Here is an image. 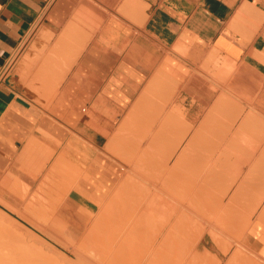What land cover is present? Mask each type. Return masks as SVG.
<instances>
[{
    "label": "crops",
    "instance_id": "crops-1",
    "mask_svg": "<svg viewBox=\"0 0 264 264\" xmlns=\"http://www.w3.org/2000/svg\"><path fill=\"white\" fill-rule=\"evenodd\" d=\"M90 1L0 0V210L16 216L11 210L20 209L22 183L30 188L28 194L36 185L29 169L35 162L32 147L38 143L82 170L75 182L80 191L67 194L59 215L78 223L90 216L96 201L105 199L118 167L105 146L113 132L126 126L138 99L132 116L167 117L169 137L182 135L167 150L178 155L208 146L191 145L187 133H181L184 122L195 127L199 116L224 118L228 126L219 134L224 136L219 168L224 165L225 191L232 182L228 175L237 177L235 159L257 145L264 150V0ZM40 29L50 35L42 38L43 56L49 58L45 69L51 74L43 87L57 83L60 90L56 88L47 108L36 103L37 95L20 74L21 57L38 55L28 48ZM67 31L77 37L65 33V38ZM75 55L78 59L63 78ZM239 116L252 127L237 125ZM173 120L181 131L171 129ZM237 183L243 185L240 178ZM262 192L261 186L250 190L251 195Z\"/></svg>",
    "mask_w": 264,
    "mask_h": 264
},
{
    "label": "bare ground",
    "instance_id": "bare-ground-1",
    "mask_svg": "<svg viewBox=\"0 0 264 264\" xmlns=\"http://www.w3.org/2000/svg\"><path fill=\"white\" fill-rule=\"evenodd\" d=\"M91 1H93V0H91ZM117 5L115 6V8L117 7ZM98 7H99V4H98ZM100 7H102V6L100 5ZM101 9H103V8H101ZM107 14H109L108 10H107ZM69 18H70V16H69ZM119 21H120V18H119ZM73 30H71V31H73ZM100 31H102V30H99V32ZM65 33L67 35H70V34L73 35L74 39L77 37L76 33L72 34L73 32L69 33V31L64 32L63 36L65 35ZM77 34H79V32ZM75 35H76V37H75ZM66 36H64V37L66 38ZM49 37H50V35H48L46 38H49ZM84 38L81 37L80 40L82 41V39H84ZM95 39H96V37H95ZM67 40H68V38H67ZM77 41H76V43H77ZM78 42H79V46H80L81 42L80 41H78ZM88 42L89 41L85 40V42L83 44H85L87 46L86 43H88ZM76 43H75V45L78 46V43L77 44ZM81 46L80 47L82 49H83V47H85L84 45H81ZM43 48H44V45H43ZM41 51L43 52L42 48H41ZM44 52H45V50H44ZM46 53H47V51H46ZM80 57H81V55H80ZM42 58H43V56L38 58V60L39 59L42 60ZM76 58H77L76 55L71 56L69 58L70 62L67 64L68 67L65 68V72L62 74L63 78L66 76L67 71L69 69L71 70V68H69V67L72 66V63L76 61ZM37 63H40V62H37ZM29 64H30V62H29ZM40 64H37V65H40ZM35 65H34L35 69L32 68V70H36L37 65L36 66ZM76 66H77V64H76ZM29 69H31V68H29ZM29 72L30 71H28V73ZM35 72L37 73V70ZM31 73L28 74L29 76L27 75L29 78L34 76V73L33 72H31ZM30 74L33 76H31ZM38 75H41V71L39 74H36L35 77H37ZM44 76H45V74L44 75L42 74L40 76L41 78H43V80L39 78V80H42L41 83L45 80L46 77L48 78L47 75H46V77H44ZM28 77H27V79H28ZM25 78L26 77L24 76V80H25ZM47 78H46V80H47ZM35 80H33V81L35 82ZM46 80H45V82H46ZM53 81L54 80H52L51 83H53ZM45 82H43L44 85H45ZM36 83L35 84L33 83V85H36ZM55 84H54V86H52V89H54V88L58 89L59 85L57 83H55ZM44 85H42V86H44ZM48 85L49 84H47L46 86H48ZM39 86H40V84H39ZM36 88H38V87L36 86ZM43 88L44 87H42V89ZM38 89H41V87ZM37 90H35L34 92H35V95H37V97H39L38 96L39 90H38V93L36 94ZM46 90H48V89L45 88V91ZM40 92L42 93V94L40 93V95H43L44 89H43V91L40 90ZM56 92H58V91H56ZM45 95L48 96V94L45 93L42 97L43 100H45L47 98V97L45 98ZM37 99H35V101ZM39 100H38V103L40 102ZM46 100L44 103L45 105L47 102ZM52 100H54V98H52ZM140 101H141V99H138L135 102L134 106L131 108V110H130L131 115H133L134 112L136 111V107ZM36 103H37V101H36ZM44 104L41 101L40 105L43 106ZM48 107H50V103H49ZM167 121H168L167 117L166 118L161 117V116L156 117L155 119H153L148 133L140 135L138 133V131L144 127V124L147 122V120L144 119L142 116H136V115L130 116L129 115V116H127V122H129V124H130L129 129L131 132H129V131H128L129 133H127L126 131L123 132L121 130L122 129V126H121V128H119V130H117L119 132L116 134L117 131L115 129L116 132H113V134L115 133L116 135H111V136H117V138L113 137V140H111L112 138L110 137L109 142L112 144L113 143L112 141H115L114 139H116L115 145H113V146H116V149H118L119 145L117 142H121L120 144H122V141H123V140L121 141V138L119 136H120V134H124V136H125V133H126L127 134L126 136H128V138L125 139L123 142V144L126 142V144H124V145H126V147H124V145L122 144L121 146H119V148L123 146V148H125V149H123V148L122 149L127 152L126 155H128V153H129L130 157L128 156L129 159H128V157H125V162H127L126 164L125 163L123 165L120 164L119 167H121V169H120L121 173L117 177L116 186L114 188H112V192L109 193L110 195H109L108 199L106 198L107 201L104 199L106 201V202H104V206H102V207L100 206L101 207L99 209L100 211H97L98 213L95 214L94 218H92L91 220H87V221L82 220L81 226L78 225V227L75 230H73L75 233L72 236V238L76 239V237H80L84 241L94 243L96 241V239H95L96 228L99 225H107L108 227L115 228V230H114L115 232L113 233L112 238H111V241L113 244V250L110 253V257H111V259H113L114 264H120L122 262H127L128 264H264V194H262L261 196H258V195H251V193H250V190L253 186L264 187V150H261L260 146L257 145L255 147V149L253 150V152L247 154L244 158L235 159V161H237V162H235L236 167H237V177L235 176V179H233L232 182L227 185V187L225 188V191L221 195H218V194H216V191L222 190V187H220V189H219L218 183H214L211 180V178L215 176L214 174H215L216 169L219 168V166L224 162V153L221 150V147L224 144V139L219 140V141H215V142H209L206 150L204 149L205 151H203L202 149L189 148L187 150H183L178 155L177 152H174V151L173 152H167V151L164 152V151H160V150H155L153 146H150L151 143H147V141L149 139L151 142L165 140L163 143L166 144L167 138L170 135H172V131L169 130L166 126ZM120 122H121V120H120ZM122 124L124 125L123 122L119 123V126ZM122 136L123 135H121V137ZM118 137H119V139H118ZM123 138L124 137H122V139ZM83 141H85V140H83ZM116 143L118 146L116 145ZM106 144H107V142H106ZM32 145H33V143H32ZM88 145L90 146V144H88ZM109 145L110 144L108 143V145H106V146L104 145V146L107 148V146H109ZM36 146H39V144L37 143L34 147H32V152H31L32 156H34L33 150L38 149V148L41 149L42 148L41 146H43V144L41 146H39L38 148ZM110 146H112V145H110ZM33 148H35V149H33ZM46 148L44 149V151L48 150V148L47 149ZM108 148H110V147H108ZM108 148L106 149V151H108L107 154L110 152H114L113 150L115 147L114 148L112 147V149L110 148L111 149L110 152H109ZM122 149L120 148L121 152H120V150H116L117 152L116 151L114 152V154L116 153L117 155L116 154L114 155L113 153H110V154H113L114 157L115 156L118 158L121 157L120 159L122 160V158H124V157L120 156V155L124 154V152H123V154H121ZM40 151H43V149H41ZM40 151L38 150V154H41V156H42L43 152L41 153ZM34 152H37V151L35 150ZM49 152L50 153L53 152V155H54L53 150H49ZM49 152H46V153L48 154ZM118 152H119V155H118ZM50 153H49V157L46 156L47 154L43 153V156L48 158V159H46L45 157L42 156L43 159L49 161ZM104 153H105V151H104ZM155 153L157 155L153 156V154H155ZM109 155H107V156H109ZM39 156H38V159H39ZM42 157H40V158L42 159ZM111 157H113V156H111ZM55 158H58V157L56 156ZM63 159H65V158H63ZM116 159H115V161H117ZM127 159L129 161H127ZM25 160H24V162H25ZM65 160H63V161L66 163ZM113 160H114V158H113ZM227 160H229V158H227ZM21 161H22V159H21ZM48 161H45V162H48ZM67 161H69V160H67ZM200 161H207L209 163L202 165V164H199ZM24 162L22 165L25 166ZM28 162H30V161H28ZM55 162H56V159H55ZM51 163L56 164L54 162H51ZM67 163H71V162L69 161ZM116 163H119V162H116ZM27 164L28 163H26V166L28 167L29 164L28 165ZM31 164L34 165V163H31ZM42 165H43V162H42L41 166ZM72 165L74 166V168H76V166L74 164H72ZM41 166H39L38 168H40ZM43 166L44 167H41V170L45 168V164ZM247 166H251V168L248 169L247 171H244V168ZM252 166H254V168ZM68 167H71V165H69ZM29 168L30 167H28V169ZM50 168H52V166ZM74 168L72 167V171H69L70 178L73 177L72 181H68L66 183L63 182V185L61 184L62 190L60 192L63 191L62 194L64 192L66 194H68L72 190L80 191L79 186L75 183L77 181L73 182V180H76V179H74V176L76 175L75 177H77V175L80 174L79 171H78L79 174L76 173L79 168L78 169L76 168V172L73 171V170H75ZM29 170L31 171L32 167ZM48 170L50 171V169H48ZM58 170H60V169H58ZM68 170L69 169H67V171ZM79 170H81V169H79ZM33 171H35V170H32V172ZM46 172H45V174L47 175ZM60 172H62V171H60ZM123 172H125V174L122 175V178H121L120 176ZM71 173H74V174L72 175ZM36 174H38V173H36ZM48 174H49V172H48ZM50 174H52V173L50 172ZM44 175L43 176L41 175V177H43V178H40L41 180L44 179ZM48 176H50V175H48ZM60 177H62V176H60ZM188 177H190L191 179H188ZM79 178L77 177V180H79ZM238 178L241 179L243 185H238V183H237ZM57 179L58 178H56V180H55V177H54L53 180H55L57 182V181H59ZM18 180L19 179L15 180V181H17L16 183L19 182L18 184L21 185L20 181H18ZM44 180L46 182V179H44ZM47 180H49V179H47ZM40 181L37 183H40ZM50 181H51V178H50ZM55 181H53L52 183L54 184ZM13 183H12V185H13ZM46 183H48V185L50 184L49 182H46ZM58 183H62V182H58ZM23 184L24 183H22L21 186H23L25 188H26V186H28L25 184H24L25 185L24 186ZM53 184H51V185L53 186ZM40 185H42L41 186V188H42L43 187L42 181H41ZM40 185L37 184L36 187H38ZM49 186H47V187H49ZM52 186H50V189ZM58 186H56V187H58ZM54 187L55 186H53V188ZM38 188H40V187H38ZM17 189H19V188H17ZM28 189H30V188H27V190ZM43 189L47 190V189H45V187ZM19 191H20V189H19ZM48 192L50 194V191H48ZM27 193H28V191L26 192V194ZM55 193H56V191H55ZM262 193H264V192H262ZM31 195L34 196L33 193H31ZM44 195H45V193H44ZM62 196H64V195H62ZM55 197L56 196H53V198H55ZM32 198H30V200ZM40 198L37 197L36 201H38V199L40 200ZM46 198H48V197H46ZM57 198H58V196H57ZM61 198H63V197H61ZM61 198H59V199H61ZM28 199H29V197H28ZM49 199H50V197H49ZM30 200H29V202H30ZM25 201H26V199H25ZM46 201H48V200H46ZM51 201H52V199H50V203H51ZM60 201H63V200L61 199ZM59 202H57L58 203L57 204L55 201L57 206L61 204V203L59 204ZM38 203H40V202L38 201ZM22 205L24 207V204H22ZM30 205H28V206H30ZM40 205H39L40 206L39 210L41 209L42 206L43 207L45 206V205H42V203H40ZM25 206H27V203ZM28 206H27V208H28ZM39 206H37V207H39ZM54 207H52L51 209L49 208L50 211H49V209L47 210L46 206L44 208H46V210L49 211L50 213H52L51 210H53L54 212L52 214H55L56 210ZM21 209L23 210V208H21ZM29 209H31V208H29ZM18 210H20V209H18ZM42 210L44 211L45 209H42ZM42 210H40V212H42ZM32 211H33V209H32ZM45 212L46 211H44L43 215H40V217L41 216L44 217L45 216L44 214L47 213V212L46 213ZM220 212H222V213L224 212V222H223V220H221V222H223V223L220 222L219 217H215L216 214H219ZM18 213H15V214L18 215ZM50 213H49V215H51ZM34 214H35V212H34ZM19 215L24 220H26L27 222H29L31 224H35L34 227L36 226V228L39 230V232L40 231L43 233H44V231L47 232V228H45L43 225H41V224L37 225L39 223H37V224L34 223V220H32V219H34V218H32L34 216H32L31 212L27 213V211L24 210V212L19 213ZM46 218L47 217H44V222L47 220ZM6 219H7V217H6ZM50 219H51V216H49L48 220H50ZM41 222H43V221H41ZM47 222H49V221H46V223ZM89 223H91V226H88ZM196 230H198V234L195 236L192 235V233ZM25 231L29 232V230H26V229H25ZM260 231H262L261 237H259V235H258ZM30 233H31V231H30ZM25 234L27 235L26 232H25ZM46 234L50 235L51 232L46 233ZM34 235L35 234H33V236ZM204 235L205 236L209 235L210 238L212 239V241L214 243H217V244L223 243L222 240L224 241V249H221V250L222 251L224 250V256H228L227 259H224V262L220 259H216V260L211 259L209 257V254L206 252V250H205V252H201L199 250V247H201V246H199V244H200L199 241ZM29 236H31V234ZM36 237H38V236L32 237L31 242L36 241L35 240ZM51 237H52V239H54L56 241V238H53V236H51ZM31 242H30V244H32ZM37 242L40 244L42 241L39 242V239H38ZM37 242H34L33 243L34 245L32 244L33 246L31 245L32 249L33 248L35 249V246L37 248V245H35V243H37ZM61 242L62 241H60V243ZM228 242H230L231 244ZM30 244H28V245H30ZM61 244L64 245L65 242H63ZM259 245L262 246V249L260 251L258 250ZM65 246H67V245H64L63 247L64 248H67L68 246L71 247L70 245H68L67 247H65ZM12 247H14V245ZM20 247H21V245H20ZM27 247H25V248H27ZM74 247L75 246L71 247V250H73ZM17 248H18V246H17ZM35 250L39 251L38 249H35ZM68 250H69V248H68ZM71 250H69V251H71ZM13 251L15 252V249H13ZM27 251L29 253V250H27ZM40 251H39V254L41 253L40 255L45 254L43 251H42L43 254ZM16 252H17V250H16ZM4 253H5V251H4ZM72 253H73V251H72ZM12 254H13V252H12ZM90 254L91 255L89 256V259H87L88 257L86 258L85 255L83 256L81 254V252H77V251L74 252L76 259L82 260L84 262H87V261L95 258L94 253H90ZM18 255H19V252H18ZM36 255H37V257H39L38 254H36ZM63 255L64 254H62V256ZM0 256H1V254H0ZM12 256H9V258ZM24 256H27V255H24ZM41 257L43 258L44 256H41ZM45 257H47V255ZM3 258H5V257H3ZM9 258H8V260H9ZM17 258L19 259L18 256H17ZM29 258H30V256H29ZM24 259H26V257H24ZM36 260L34 259L33 262H31L30 264L35 263ZM30 261L27 260V262H30ZM37 261H40V259ZM11 262H12V260H11Z\"/></svg>",
    "mask_w": 264,
    "mask_h": 264
},
{
    "label": "rangeland",
    "instance_id": "rangeland-1",
    "mask_svg": "<svg viewBox=\"0 0 264 264\" xmlns=\"http://www.w3.org/2000/svg\"><path fill=\"white\" fill-rule=\"evenodd\" d=\"M48 35H44V31L42 30V29H40V30H37V39H36V41H34V42H32L31 44H30V46H29V48H28V50L29 51H34L36 54H38V55H35L34 57H29V55H28V53H26V54H24L22 57H21V59H20V61H21V63H22V65H23V67H22V69L20 70V74H21V76H25L26 78L25 79H27V77L29 76L28 74L29 73H31V72H33L34 73V76L33 75H31V76H33V77H31V78H29L28 77V79H27V82H29L28 84H29V86H31V88L33 89L32 91H35V90H37L38 88H40L41 87V89H38L39 90V93H38V90H37V92H36V94L38 93V99L36 100L37 101V103H38V100L40 101L38 104H40L41 103V101H44L45 102V100L48 102V101H50L52 98H53V96H55V94H56V91H57V89L56 88H54V89H52V88H46V89H50L49 91L48 90H46L45 91V88H43L44 89V93H43V95L46 93V94H48V96L47 95H45V100H43V95H40V90H42L43 91V89H42V85H44V83L43 82H45V80H46V78H45V80L41 83V81L43 80V78H41L40 76L43 74H45V76L44 77H46V75L47 76H51V74L49 73L48 74V71H46V69H45V60L46 59H49V58H46L45 56H43L42 54H43V52L41 51V48H42V50L45 48V46H44V48H43V45L45 44V41L42 39V38H44V37H47ZM39 52V53H38ZM42 54H41V53ZM39 56V57H38ZM43 56V58H42V60L41 59H39L38 60V58H40V57H42ZM38 60V61H37ZM30 62V64H29V62ZM37 62H40V63H37ZM33 65H32V64ZM18 65H19V62L17 63ZM37 64H40V65H36ZM34 65L37 67L36 68V70H37V73L35 72L36 70H32V68L33 69H35V67H34ZM33 66V67H32ZM29 68H31V69H29ZM39 70V71H38ZM28 71H30L29 73H28ZM40 71H41V75H38L37 77H35L36 76V74H39L40 73ZM26 72V73H25ZM28 73V74H27ZM28 75V76H27ZM34 78V79H33ZM39 78L40 79H42V80H39ZM30 79V80H29ZM36 79V80H35ZM33 80H35V82L33 81ZM39 83H38V82ZM31 82V83H30ZM37 82V83H36ZM33 83L35 84L36 83V85H33ZM50 83V82H49ZM48 83V84H49ZM31 84V85H30ZM39 84H40V86H39ZM45 84H47L46 82H45ZM36 86L38 87V88H36ZM36 88V89H35ZM48 91V92H47ZM42 94V93H41ZM41 106V105H40ZM44 107H47V105H43ZM139 107V104L137 105V107H136V109ZM135 114V113H134ZM150 114H151V112H150ZM132 116V115H131ZM144 119H146L147 120V122L144 124V127L143 128H141L139 131H138V133L140 134V135H143V134H146V133H148V131H149V128H150V125H151V123H152V121H153V119H155L156 118V116H142ZM244 118H245V116H239V120L237 121V125H239L243 130L245 129V128H251L252 126H247L248 124H247V122L244 120ZM176 119H178L179 120V117L177 116V118ZM175 119V120H176ZM184 124H185V128L183 129V131L181 132V133H187V135H186V140H190V144L191 145H193V146H201V145H204V144H206V143H209L210 141H212V142H215V141H219V140H222V139H224V136H219V134H222V133H224V131H226L227 130V126H228V124L226 123V122H224V118H222L221 116H199V120L197 121V123H192L193 125H197V126H192V125H189V124H187L186 122H184ZM130 124H129V122H126V126L124 127V128H122L121 130L123 131V132H127V133H129V132H131L130 131ZM170 127H171V129L172 130H176V131H181L182 130V128H181V126H178V123H176L174 120L173 121H171L170 122ZM189 127V128H188ZM257 129V128H256ZM262 129V127L260 128V129H257L256 131H254L253 133H251V134H256L257 132H259L260 130ZM119 130V129H118ZM129 131V132H128ZM119 131H117L116 132V134L118 133ZM245 132V131H244ZM122 133V132H121ZM211 133V134H210ZM116 134H114V135H116ZM119 135V134H118ZM121 135H123L122 137H124L123 139H122V137H121ZM127 134L125 133V136H124V134H120V138H121V141H122V144H123V142H124V140L125 139H127L128 138V136H126ZM114 138L116 137L117 138V136H113ZM113 137H112V139L111 140H113ZM119 137H118V139H119ZM126 137V138H125ZM117 139V140H118ZM180 139H182V135H178L177 137H169V146L168 147H166V145L163 143V141H154V142H151L150 141V139L147 141V143H151L150 144V146H153L154 147V149L155 150H160V151H171L172 150V146H173V142H176V141H178V140H180ZM115 141H116V139H114ZM115 141H112L113 143L112 144H110V145H112V146H109L111 149H112V147L114 148V152L116 151V150H120V148L122 149L123 148V146L122 147H120L119 148V146H121L122 144H120L121 142H117L118 143V145H117V143H116V145L118 146V149H116V146H113V145H115ZM127 141V140H126ZM235 144H236V140H235V142H234ZM124 144H126V142L124 143ZM123 144V145H124ZM37 148L39 147V146H36ZM35 147V148H36ZM42 148L41 149H43V151H40L41 149H35L37 152H34L33 153V155L34 156H32V157H36L35 158V162H33L34 163V165H33V167H32V170H35V171H33L34 173L36 172V173H38V174H34L36 177H37V182H39L41 179L40 178H43V177H41V175L43 176L44 174H45V172L47 173V175L45 174L44 175V179H46V182H49L50 184V186H52L51 184H53L52 182L53 181H55L56 180V178H58L57 180H59V181H55L54 182V184H53V186H55L54 188H53V186L51 187V189H50V186L48 185V183H46L45 182V180L44 179H42L41 181H42V184H43V187L41 188V186L42 185H40L41 184V181H40V183H36V185L33 187V189L31 190V193H33L34 194V196H32L31 195V193H25V192H27V188H23V186H21V190H22V193H21V199H22V202H20L21 204V208H23V210L20 208V210H18V209H12L11 211L13 212V213H21V212H24V210H26L27 211V213H32V216H34V217H32V218H34V219H32V220H34V223H39V224H37V225H43L45 228H47V232H45L44 231V233L43 232H39V230L36 228V226L34 227V225L35 224H31V223H29V222H27L26 220H24L20 215H19V213H18V215L16 214V216L15 215H12V214H10V215H8V214H6V213H4L3 211H1L0 210V254H1V256H0V264H30L31 262H33V260L35 259H37V260H39L40 259V261H37L36 260V262L35 263H33V264H114V261H113V259H111V257H110V253L112 252V250H113V244H112V241H111V238H112V235H113V233L115 232L114 230H115V228H113V227H108L107 225H99L97 228H96V237H95V239H96V241L94 242V243H91V242H88V241H84L82 238H80V237H76V239H74V238H72V236L74 235V231L73 230H75L77 227H78V225L79 226H81V223H78V222H73L74 220H76V218H67V217H62V216H60L59 215V211H60V208L63 206V208H64V204H65V198H66V196H67V194L64 192L63 194H62V192H60L62 189H61V187H62V185H63V182L64 183H66V182H68V181H72V178L73 177H71L70 178V173H69V171H72V167L74 168V166L72 165V164H74V163H67V162H69V161H67V159L65 160V159H63L64 157L60 154V153H55L54 152V155H53V152L52 153H50L49 152V150H53L51 147H47L48 148V150H45L46 152H49L50 153V159H49V161L48 160H44L43 159V157H45V156H43V153H45V154H47L45 151H44V149L46 148L44 145L43 146H41ZM44 147V148H43ZM124 147H126V145H124ZM46 148V149H47ZM108 148V147H107ZM110 148H108V150H109V152L111 151V149ZM169 148V149H168ZM123 149H125V148H123ZM122 149V153L121 154H123V152H124V154L123 155H120V156H122V157H124V158H122V160L120 159V158H118V157H114V155L116 154H114V152H110V153H113V154H110V153H108V155L109 156H113L112 158H114V160L116 159L117 161L116 162H119V163H117L118 164V167H117V169H116V171H115V177H114V179H113V182H111L112 183V186H111V189H109V190H107L108 191V193H107V195H106V197H105V200L107 201V199H108V197H109V193H111L112 192V188H114L115 186H116V180H117V177H118V175L121 173V167H119L120 166V164H126L127 162H125V157H128L130 154L128 153V155H126L127 154V152L126 151H124ZM38 150L42 153V156H41V154H38ZM54 151V150H53ZM39 152V153H40ZM106 152H108V151H106ZM117 152V151H116ZM120 152H121V150H120ZM36 153V154H35ZM49 153L46 155V156H48L49 157ZM44 154V155H45ZM39 156V159H38V156ZM117 155V154H116ZM118 155H119V152H118ZM125 155V156H124ZM157 154L155 153V154H153V156H156ZM58 157V158H55V157ZM40 157H42V159L40 158ZM130 157V156H129ZM129 157H128V159H129ZM46 158V157H45ZM37 159V160H36ZM46 159H48V158H46ZM55 159H56V162H55ZM121 161H120V160ZM127 159V161H129ZM41 160V161H40ZM54 160V161H53ZM63 160H65L66 161V163L63 161ZM39 161V162H38ZM45 161H48V162H45ZM123 161V162H122ZM41 162V163H40ZM42 162H43V165L45 164V168L44 169H42L41 170V167H44L43 165L41 166V164H42ZM51 162H54V163H56V164H52ZM40 163V164H39ZM38 166H37V165ZM71 165V167H68L69 165ZM52 166V168H50L51 166ZM75 165V164H74ZM37 166V167H36ZM39 166H41L40 168H38ZM50 166V167H49ZM76 166V165H75ZM227 167V166H226ZM37 170H36V169ZM57 168V169H56ZM62 168V169H61ZM76 168L78 169V167L76 166ZM76 168H74L75 170H73V171H75L76 172ZM39 169V170H38ZM48 169H50V171L48 170ZM58 169H60V170H58ZM67 169H69L68 171H67ZM80 169V168H79ZM77 170V172L76 173H78V171H79V173L81 174V171L82 170ZM60 171H62V172H60ZM41 172V173H40ZM43 172V173H42ZM48 172H49V174H48ZM50 172L52 173V174H50ZM54 172V173H53ZM232 172H234V170H232ZM41 175H40V174ZM69 173V174H68ZM78 173V174H79ZM55 174V175H54ZM72 175L74 174V173H71ZM79 174V175H80ZM125 174V172H123L122 174H121V178H122V175H124ZM234 173H232V174H230V175H228V177H229V181H228V183L231 181V180H233L234 178H235V175H233ZM39 177H38V176ZM48 175H50V176H48ZM54 175V176H53ZM62 176V177H60V176ZM71 175V176H72ZM79 175H77V177H79ZM215 176L214 177H212L211 178V180L214 182V183H218V187H219V189H220V187H222V190H218V191H216V194H222L223 192H224V177H227V176H224V165H223V167H220V168H217L216 169V171H215V174H214ZM48 176V177H47ZM76 176V175H75ZM74 176V179H76L77 180V177H75ZM53 177V178H52ZM54 177H55V180H53L54 179ZM50 178H51V181H50ZM62 178V179H61ZM120 178V179H121ZM40 179V180H39ZM47 179H49V180H47ZM188 179H191L190 177H188ZM61 180V181H60ZM76 180H73V182H75ZM58 182H62V183H58ZM90 182H91V178H90ZM46 183V184H45ZM37 184H39L40 186H38V187H40V188H38V187H36L37 186ZM45 184V185H44ZM59 186H58V185ZM62 184V185H61ZM47 186H49V187H47ZM56 186H58V187H56ZM45 187V189H47L48 191H50V194H49V192L47 191V190H44L43 188ZM38 190H36V189ZM24 189H26V191L24 190ZM35 189V190H34ZM50 189V190H49ZM58 191H57V190ZM60 189V190H59ZM40 190V191H39ZM52 190V191H51ZM34 191V192H33ZM43 191V192H42ZM46 191V192H45ZM55 191H56V193H55ZM36 192V193H35ZM54 192V193H53ZM40 193V194H39ZM44 193H45V195H44ZM47 193V194H46ZM49 194V195H48ZM53 194V195H52ZM55 194V195H54ZM30 195V196H29ZM40 195V196H39ZM43 195V196H42ZM62 195H64V196H62ZM25 196V197H24ZM33 198H32V197ZM41 197L40 198V200L38 199V201L40 202V203H42V205H45L46 206V208H47V210L50 208H52V207H54L55 208V214H52L54 211L53 210H51V212L52 213H50L49 211H50V209H49V211H47L46 210V208H44L43 206L41 207V209L40 210H42V209H45L44 211H46L45 213L47 214H44L45 216L44 217H47L46 219V221H49V222H47L46 223V221L44 222V217H40V215H43V210H42V212H40V210H39V208H40V203H38V201H36L37 199V197ZM53 196H56L55 198H53ZM57 196H58V198H57ZM60 196V197H59ZM28 197H29V199H28ZM46 197H48V198H46ZM49 197H50V199H52V201H51V203H50V199H49ZM52 197V198H51ZM61 197H63V198H61ZM30 198H32L31 200H30ZM59 198H61L63 201H60L61 199H59ZM107 198V199H106ZM23 199H24V201H23ZM25 199H26V201H25ZM28 199V200H27ZM29 200H30V202H29ZM46 200H48V201H46ZM56 201V203L57 202H59V204L60 205H56V203H55V201ZM58 200V201H57ZM105 200H101V201H96L97 202V207L95 208V210H94V212L92 213V214H90V216H85V217H83L82 216V218H85V220L87 221V220H91L92 218H94V216H95V214H97L98 212L97 211H100L99 209L102 207V206H104V202H106ZM43 201V202H42ZM47 203H46V202ZM54 201V202H53ZM27 203V206L28 205H30L31 203V205L30 206H28V208H27V206H25L26 205V203ZM49 202V203H48ZM53 202V203H52ZM44 203V204H43ZM55 203V204H54ZM22 204H24V207H23V205ZM58 204V203H57ZM40 205V206H39ZM52 205V206H51ZM54 205V206H53ZM34 206V207H33ZM37 206H39V207H37ZM50 206V207H49ZM101 206V207H100ZM26 207V208H25ZM49 207V208H48ZM58 207V208H57ZM99 207V208H98ZM29 208H31V209H29ZM37 208V209H36ZM32 209H33V211H32ZM30 210V211H29ZM17 211V212H16ZM34 212H35V214H34ZM40 212V213H39ZM42 213V214H41ZM49 213L51 214V215H49ZM36 215V216H35ZM21 218H20V217ZM49 216H51V219L50 220H48L49 219ZM6 217H7V219H6ZM38 217V218H37ZM81 217V216H80ZM215 217H219V219H220V222H221V220H223V222H224V212L222 213V212H220L219 214H216V216ZM12 220H11V219ZM40 218V219H39ZM72 219H74V220H72ZM218 219V220H219ZM9 222H8V221ZM15 222H14V221ZM36 220V221H35ZM43 221V222H41V221ZM13 223H12V222ZM11 222V223H10ZM223 222H221V223H223ZM46 225H44V224ZM74 223H78V225L76 224H74ZM92 223V222H91ZM91 223H89V225L88 226H91ZM31 224V225H30ZM26 230H29V232H27V231H25V229ZM111 228V229H110ZM49 230V231H48ZM30 231H31V233H30ZM25 232L27 233V235L29 234H31V236H27L26 234H25ZM51 232V234L49 235H47L46 233H50ZM35 234L34 236H33V234ZM53 233V234H52ZM45 234V235H44ZM55 234V235H54ZM198 234V230H196V231H194L193 233H192V235H197ZM35 236H38V237H36L35 238V240L36 241H34V242H37V240L39 239V242L40 241H42L40 244L37 242V243H35V245H37V248H36V246H35V249H38L40 252H44L46 255H47V257H45L46 255L44 254V255H40L39 254V251H36L34 248L32 249L31 248V245L34 243V242H31V239H32V237H35ZM51 236H53V238H56V241L54 240V239H52V237L50 238ZM55 236V237H54ZM31 237V238H30ZM41 239V240H40ZM80 239V240H79ZM58 240V241H57ZM210 240V241H209ZM15 243H14V242ZM33 241V240H32ZM45 241V242H44ZM60 241H62L61 243H63V242H65V244L64 245H70L71 247H73V246H75L74 247V249L73 250H71V247H67V246H65V247H67V248H64L63 246V244H61L60 243ZM13 242V243H12ZM30 242L32 243V244H30ZM58 244H57V243ZM222 242L223 243H214L213 241H212V239L210 238V236L209 235H204L201 239H200V241H199V246H201V247H199V250L201 251V252H205V250H206V252L209 254V257L211 258V259H213V260H216V259H220V260H222L223 262H224V259H227L228 258V256H224V250L222 251L221 249H224V241L222 240ZM11 243V244H10ZM21 245V247H20V245ZM45 243V244H44ZM228 243H230V242H228ZM25 244V245H24ZM28 244H30V245H28ZM231 244V243H230ZM14 245V247H12ZM34 245V244H33ZM32 245V246H33ZM63 245V246H62ZM17 246H18V248H17ZM28 246V247H27ZM221 246V247H220ZM223 246V247H222ZM25 247H27V248H25ZM12 250H10V249ZM15 249V252L13 251V249ZM68 248H69V250H71V251H69L68 250ZM204 248V249H203ZM29 250V253H28V251L27 250ZM16 250H17V252H16ZM4 251H5V253H4ZM72 251H73V253H72ZM81 252V254L84 256H86V258L87 259H89V256L91 255L90 253H94L95 254V258H93L92 260H89V261H87V262H84V261H82V260H78V259H76V257H75V255H74V252ZM7 252V253H6ZM12 252H13V254H12ZM18 252H19V255H18ZM43 252H42V254H43ZM21 253V254H20ZM23 253V254H22ZM28 253V254H27ZM36 254H38V256L39 257H37V255ZM62 254H64L63 256H62ZM3 255V256H2ZM13 255V256H12ZM24 255H27V256H24ZM9 256H12V257H10L9 258ZM17 256L19 257V259L17 258ZM29 256H30V258H29ZM41 256H44L43 258L41 257ZM3 257H5V258H3ZM24 257H26V259H24ZM36 257V258H35ZM3 258V259H2ZM8 258H9V260H8ZM8 261H7V260ZM11 260H12V262H11ZM14 260V261H13ZM16 260V261H15ZM27 260L28 261H30V262H27ZM120 264H128L127 262H122V263H120Z\"/></svg>",
    "mask_w": 264,
    "mask_h": 264
}]
</instances>
